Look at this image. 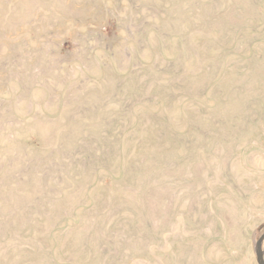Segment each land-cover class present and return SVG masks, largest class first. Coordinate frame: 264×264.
I'll use <instances>...</instances> for the list:
<instances>
[{"label":"rangeland","instance_id":"rangeland-1","mask_svg":"<svg viewBox=\"0 0 264 264\" xmlns=\"http://www.w3.org/2000/svg\"><path fill=\"white\" fill-rule=\"evenodd\" d=\"M263 231L264 0H0V264H257Z\"/></svg>","mask_w":264,"mask_h":264},{"label":"water","instance_id":"water-1","mask_svg":"<svg viewBox=\"0 0 264 264\" xmlns=\"http://www.w3.org/2000/svg\"><path fill=\"white\" fill-rule=\"evenodd\" d=\"M264 231L259 235L254 244V254L257 264H264Z\"/></svg>","mask_w":264,"mask_h":264}]
</instances>
